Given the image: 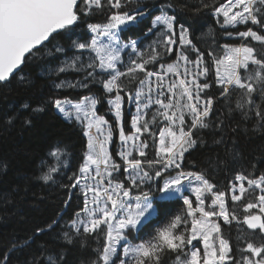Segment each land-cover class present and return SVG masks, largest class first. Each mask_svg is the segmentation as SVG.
I'll use <instances>...</instances> for the list:
<instances>
[{
  "label": "snow or ice",
  "instance_id": "snow-or-ice-1",
  "mask_svg": "<svg viewBox=\"0 0 264 264\" xmlns=\"http://www.w3.org/2000/svg\"><path fill=\"white\" fill-rule=\"evenodd\" d=\"M132 4L133 0H0V85L19 79L30 86L31 80L23 74L29 63L56 54L64 56L55 68L45 69L49 79L55 77L53 94L35 106L21 105V111L35 115L51 106L67 122L86 128L89 139L86 157L66 177L68 182L60 184L68 190L64 209L71 207L74 197L79 205L71 215L59 213L28 236L14 239L0 252V264H67V249L54 250L53 245H72L79 239L83 246L88 237L97 244L95 259L89 264H162L169 253L175 254L174 264H264V173L257 176L255 164L251 169L241 166L224 190L204 173L182 168L185 153L203 143L200 130L204 129L220 130V138L214 142L234 153V163L241 159L234 138L240 125L225 123L215 103L224 104L229 114L239 112L243 120L254 118L264 127V0H197L189 9L193 16L208 10L221 27L237 29L240 45H224L222 58L197 47L193 23L181 20L168 0L159 5V13L152 15L143 32L148 44L132 37L125 41L121 34L149 15L146 6ZM96 13L105 14L106 20L87 24L90 39H73L71 33ZM238 25H244L245 30H239ZM68 49L73 50L71 56L66 55ZM162 53L172 57V62L159 63ZM157 64L158 70L149 68ZM212 67L214 79L209 78ZM69 72L81 74L80 78H59ZM97 84L102 89L100 96L91 94ZM133 84L136 87L129 89ZM213 86L219 89L216 101L208 91ZM67 90H87L89 94L76 99L57 94ZM103 102L110 112L114 110L121 142L119 162L106 147L112 138L111 125L97 115V105ZM125 103L134 108V113H129L134 131L129 135L124 130ZM150 109L154 111L147 118ZM158 118L167 123L159 131L158 150L148 158L149 137L155 145L156 135L150 125H156ZM17 121L25 127L33 123L30 116L19 112L7 115L4 123L11 128ZM101 125L108 126L103 143L91 131L95 127L102 133ZM225 129L233 136L227 137ZM68 155L67 146L54 143L41 161L42 171L36 179L56 183L69 168ZM226 163L219 161V165ZM7 167V162L0 160V171ZM122 167L123 178L118 179L114 173L120 174ZM153 192H158L161 200L179 198L186 212L133 241L129 233H138L156 214ZM229 199L239 204L241 214L230 210ZM3 200L7 205L13 197L6 194ZM221 220L224 225L233 221L246 225L251 232L241 230L233 240L222 231ZM45 236L51 243L41 239ZM194 242H202V247Z\"/></svg>",
  "mask_w": 264,
  "mask_h": 264
},
{
  "label": "trees",
  "instance_id": "trees-1",
  "mask_svg": "<svg viewBox=\"0 0 264 264\" xmlns=\"http://www.w3.org/2000/svg\"><path fill=\"white\" fill-rule=\"evenodd\" d=\"M165 0H133L131 7H136L137 3L147 7L149 15L145 16L143 22L136 27H133L123 32L122 38L127 41L129 37L139 38L145 45L149 43L143 36V32L147 26H149L152 15L158 14L160 9L159 5L164 3ZM176 6V11L181 20H188L193 23V38L194 43L197 44L201 50L213 51L215 56H219V51L224 45H236L241 42L240 39L229 37L227 32H236L237 29H227L221 27L216 22V19L212 13L208 10L200 13L197 16H193V12L189 9L197 5V0H168ZM223 2V0H218ZM187 4V8L182 6ZM106 15L103 13H96L89 17L85 22L81 23L79 27L75 29L71 36L73 39H79L81 42L90 39L91 35L87 29L88 23H104ZM245 29L239 27V30ZM65 39H61V43H65ZM71 49H68L66 55H72ZM150 51V50H149ZM93 55H95L93 53ZM148 55V51L145 52V58ZM161 54L159 63H170L172 57H165ZM64 59V56L59 54L47 57L44 60H37L29 63L24 68V73L31 80V85L22 84L19 79H13L10 84L0 85V160L7 162V170L0 171V198L6 194H11L13 197L11 207H16L15 212L5 215V219L21 223L22 207H27L38 213L44 205H53L58 200L64 198L67 195L68 190L60 187L61 183H67L66 177L71 175L80 164L82 158L86 157L88 140L85 135V129L75 123L67 122L55 108L48 106L45 111L32 115L29 112L21 111V105L29 103L35 106L43 99L53 94L52 79H49L45 75V69L55 68L60 61ZM159 65H149L151 70H158ZM243 74V70H241ZM215 68L210 69V79H214ZM79 73H61L60 79L72 80L74 78H80ZM135 84L128 85L129 89H134ZM209 94L213 97L214 101L219 96V89L217 86H213L208 90ZM238 91V90H237ZM102 92L99 84L95 85L91 89V94L100 96ZM58 95H67L76 99L82 95L89 94L87 90H67L57 93ZM121 95H124L122 92ZM114 95L111 96L113 98ZM126 99V98H125ZM235 96L233 97V100ZM259 103V101H257ZM126 106V104H125ZM234 106V104H233ZM109 105L106 102L99 103L97 105V112L106 118L111 124V127L115 133L116 145L117 135L119 129L117 128V122L114 119L113 111H109ZM214 108H218L223 115L220 117L225 123L235 127L236 124L240 125V129L235 134V140L238 144L239 151L241 153V159L234 163V153L228 152L224 145L216 144L214 141L220 138V130L212 131L208 129L200 130V136L203 143H197L196 147L185 153V158L182 163V168L185 171L201 172L204 173L212 182L217 183L218 187L227 190L228 181L236 174L238 170H241V166L244 169H251V165H256L255 174L258 176L264 173V127H260L255 123L254 118L251 120H243L239 112L227 113L226 107L222 103H215ZM19 112L21 116L28 115L32 119L31 126H22L19 121L14 126L8 128L4 120L7 115L11 113ZM152 111H149L151 115ZM150 118V117H149ZM124 128L129 131L130 129V115L126 111V107L123 110ZM165 123L160 121L156 125H150L152 131L156 134L155 145H153V137H149V149L146 150L148 158H153V153L158 150V135L159 131L163 129ZM187 130V129H186ZM227 137H232L233 133L230 129L223 130ZM148 134L146 133L145 136ZM144 136L141 137V140ZM54 143H62L67 146L68 150V163L69 168L66 172L62 171L57 177L56 183L49 182L45 184L43 181L36 179L41 174V161L46 159V153L48 149ZM115 145L112 150L115 153ZM117 157V156H116ZM139 158V157H138ZM144 160L145 158H140ZM226 161V165H219V161ZM119 161V160H117ZM55 163V162H53ZM57 166H60L57 164ZM27 176L30 179L24 180ZM122 179L121 173L119 174ZM18 189V190H16ZM16 190V191H14ZM153 204L155 206V216L144 224V227L139 232H130L131 240L135 241L138 237L144 238L152 233L153 229L158 226H166L175 215H183L186 212V206L182 204V200L179 198L176 200H161L158 192L152 193ZM65 219H67L65 217ZM4 217L0 220V234L2 235V241L5 244H11L14 239H20L28 236L31 233L23 232H9L4 227ZM222 231L226 236L230 235L233 240L239 235V231L235 222L231 225H222ZM41 239H47L41 237ZM50 239V238H49ZM79 239L72 245H66L71 248H83L91 257L89 259H82L83 264H89V261L95 259V252L93 251L97 244L91 237L86 238L83 246L78 244ZM62 243V242H61ZM64 244V243H63ZM81 245V246H80ZM175 254H166L162 260V264H174Z\"/></svg>",
  "mask_w": 264,
  "mask_h": 264
},
{
  "label": "rangeland",
  "instance_id": "rangeland-1",
  "mask_svg": "<svg viewBox=\"0 0 264 264\" xmlns=\"http://www.w3.org/2000/svg\"><path fill=\"white\" fill-rule=\"evenodd\" d=\"M135 1H140V0H135ZM239 27H244V25H238L237 28H239ZM225 28H227V29H236V28H232L231 26H227ZM242 30H245V29H242ZM232 33H233V35L229 36V37L240 39V38H238L235 35V32H232ZM101 39H102V42H106V38H101ZM240 43L241 42H239L236 45H230V46H239ZM221 51H222V53H220V51H219V56L218 57L222 58V56L224 54V51H225L224 47L221 49ZM126 53H127V50H126ZM165 57H168V56H165ZM113 99H114V97H113ZM125 104H126V106H124V107H126V111L129 112V113L130 112L134 113V108H129L127 103H125ZM150 110L154 111V109H150ZM150 110H148V117L147 118L151 117V115H149V111ZM113 114H114V110H113ZM97 115L106 120V118L103 117L102 115H100L98 112H97ZM185 118H186V120L189 119L188 116H186ZM164 123H165V126H166L167 122H164ZM109 125H111V124L109 123ZM124 126H125V124H124ZM84 129H85V132H86L87 129L86 128H84ZM101 129H103L102 133H97V130H96L95 127H93V129L91 131H92L93 135L97 137L98 141L103 143L104 142V137L107 135L108 126L101 125ZM124 130H125V128H124ZM111 131H112V138H111V140L107 141L106 147H107V150L109 151V153L112 155L113 159L115 161H117V160H120V157L117 155V151L119 150L121 142L119 141V134H118L117 135L116 145L114 144L115 133H114L112 127H111ZM132 131H134V130H131V129L129 131L125 130V134L129 135V134L132 133ZM86 137H87V140L89 142V139H88L87 135H86ZM114 145H115V149H116L115 153L112 150ZM133 155L137 156V153L134 151ZM117 162H119V161H117ZM114 176H117L118 179L120 178L119 174L114 173ZM121 176H123V167L121 168ZM188 190L189 189H188L187 185H185V192H187ZM66 196L64 198L58 200L53 205H44L38 213H35L34 211H32L31 209H29L27 207H22L21 208V211H22L21 215H22V218L24 220L21 223L20 222L17 223V222L11 221L9 219H5V215L8 214V213L15 212L16 207H11L10 204L5 205L3 197H2V198H0V220H2L3 217H4V225H3V227L9 232H16L17 231V232H23V233H31L37 226L46 224L47 222L51 221L54 217H56L59 213L67 211L68 215H71L72 209L76 208L79 205L80 201L77 200L74 197L71 207L69 209L65 210L64 207H63V203H64V200L66 199ZM151 198H152V201H153L154 200L153 197H151ZM159 198H160V196H159ZM133 203H134V201H133ZM194 206H195V202H194ZM229 206H230V210H235L238 215L241 214V208H240L239 204H234L229 199ZM206 207H207V203H206ZM154 208H155V206H154ZM155 213H156V210H155ZM65 217L67 218V216H65ZM220 222L223 225V221L221 220ZM235 224L237 226L239 234H240L241 230H243L244 232H251L250 229H247L246 225H243V224L237 225L236 222H235ZM129 237H130V233H129ZM46 238L49 239V237H46ZM50 243H51V240H50ZM80 243L81 242L79 240L78 244H80ZM194 243H196L198 247H202V242H194ZM9 245L10 244L3 243L2 235L0 234V252H3L5 250V248H7ZM62 247L67 249V256H66L67 264H79V262L82 259H84V258L85 259H89L91 257V255L86 250H83V248H79V249L71 248V247L66 246L63 243H56V244L53 245L54 250H59Z\"/></svg>",
  "mask_w": 264,
  "mask_h": 264
}]
</instances>
